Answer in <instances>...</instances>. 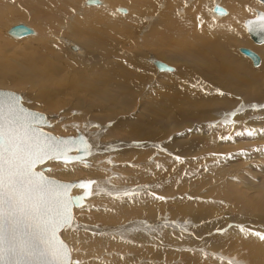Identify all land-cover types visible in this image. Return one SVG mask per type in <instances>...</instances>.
Here are the masks:
<instances>
[{"label": "rangeland", "instance_id": "obj_1", "mask_svg": "<svg viewBox=\"0 0 264 264\" xmlns=\"http://www.w3.org/2000/svg\"><path fill=\"white\" fill-rule=\"evenodd\" d=\"M5 1L7 2L8 0ZM5 1L0 0V76H4L5 74L14 75L21 77L23 82L21 83V87L11 86L10 83H0V89L11 90L20 94L24 105L34 110L41 111L46 115L49 114L48 116L54 118L52 119L54 122L50 120L52 130L53 125L57 123L60 129L65 130L64 128L67 127L66 123L73 122L79 124L83 128H90L92 131L87 129V132L93 133V135L96 132L98 136H106L107 132V136H103L100 140L107 142L108 146L92 158V161H96L100 154H105V157H102V160L97 162L98 164L100 162L105 163L106 169L109 172L113 171V179L111 178L112 173L107 177H103L108 185H110L109 187L111 189L102 191L99 194H102L101 196H114V194H116V197L121 198V200H117L120 201V204L123 202L124 208H140V210H144V215L139 214L131 216L128 218V221L129 219H132V221L133 219L137 220V218L142 222L144 220L148 221L149 219L156 221L155 223L160 219H167V221L174 220L175 223L180 221L183 225V229H173L169 226H163V229L168 232L178 233L184 238H193L202 246L201 248H191L187 245L180 246L179 248L182 250L180 252H189L192 254L186 261L183 256L173 255L167 250H157L155 255L150 256L148 254H151V249L143 248L137 240H134V243L133 240H130L128 245L123 247L124 251L127 250L126 253L121 254L123 256H119L117 251L108 249L110 251L100 253L108 254L110 256L109 258L99 257L97 259L101 260L104 264H143L138 257L145 258L146 264H159L161 262L163 263L164 260H167L168 264H234L230 259L236 260L237 263L235 264H264V241L249 233V230L252 232L264 233V159H260L257 169L252 167L248 159H250V147L254 143L250 142V136L247 135L246 137L245 134V129L249 130L252 127H248L249 129H247L246 126L240 124L250 121V114L245 117V121L241 119V115H244V113L246 114V112H244L245 110L250 112L253 111L251 116H254L251 118L254 120H258V118L263 119L264 115L261 111H264V107L260 105L264 104L259 103L260 105L258 107H252V105L255 104L248 103L244 109H241L242 112L231 114L229 120L226 118V121L223 120L225 117L217 113L216 110V112H214L211 106H207L204 109L202 106L200 107L201 109L197 106L198 108L194 110L196 113L194 111L192 112V110H187L186 104L188 105L191 99H189L190 101L188 100L189 102L187 101L184 103L183 101H186V99L183 98L181 102L184 103V106L171 105L170 97H173L172 100H176L179 96L177 97V93L174 96V91L169 85L170 82L168 78H170L169 76L171 74L179 70L180 65L159 60L175 69L174 73L160 72L153 65L154 59L147 54L149 53L155 56L156 53L167 51L168 45H165L166 42L160 41L162 40V36L159 35V32L161 33L163 29L160 27V31L158 32L160 20L166 18L165 22H167L168 18L166 14H164L168 9L163 7L162 0H142L139 8L140 10L138 11H140L139 14L143 17H140V15L137 16V12L131 9L135 19H138L136 24L133 23V28H127V25L131 24L130 18H132V15L127 18L131 3H127V1L124 0H111L114 3L106 5V11H102L101 8L95 11L87 8L86 5L88 4H86V0H49L47 2L49 6H42V11L41 8L38 9L37 7V0H28L27 4H25L23 0H9L10 5L9 2L6 3ZM99 1V4H91L90 6H105L104 3L106 0ZM179 1L178 7L182 8L190 2L195 4L198 0H189L188 3L186 2L187 0ZM208 1L210 0L204 2L206 6L203 3L200 4V7L205 6L203 10H205L206 17L209 14H214V16L217 17L226 16L228 14V7H226V5L220 4L218 0H212L210 3ZM245 1L249 2L251 5L247 11H244L242 19L245 20L246 18L255 16L256 9L264 11V4L260 1ZM211 2L214 4L219 3L226 9L227 14H215L212 11V6L214 4L211 5ZM192 3L187 7V10L191 12H193ZM14 5L16 7H13ZM119 8L125 9L126 11L124 13L119 12ZM175 8H177V6H175ZM175 8L174 10L173 8L170 10L173 16H175V13L176 16L182 14L178 13V10L175 12ZM180 10L182 11V9ZM15 11L16 13H13ZM48 11L50 12L49 14H47ZM210 11H212V13ZM33 12L39 14L41 17L43 16L41 18L43 20L42 28L47 34L40 32L42 40H40V36L35 33L38 29L37 25L33 23L27 24L29 21L25 19H15V15L16 17L23 15L27 16ZM88 12H90V15ZM73 14V20L71 21V18L68 20V17ZM83 14H88V16L85 17ZM32 17H34V15H32ZM242 19V23L240 22L238 26L239 33L242 32V34H240L248 39L251 46L261 45L254 43L250 39L243 24L244 20ZM22 21L23 24H26L34 30L33 34L22 38H14L7 34V30L12 24L16 25V22L19 24ZM153 21L157 23L154 27L149 25ZM69 24L72 32L78 33V30L81 31V34H78L84 40L90 41L99 39L100 43L105 45L110 52V62L117 66L118 69L128 71L133 77L129 79L132 92H124L116 87H111L110 90L112 92L115 93L116 91V94H114V103L111 104L103 99L95 98L90 95L71 92L67 84L71 85V83L75 82L73 79L79 78V71H83L82 69H84V58H86V55L85 50L82 48L83 46L81 47L76 44L77 42L74 44L78 51H74L75 48H63L65 45L60 40L63 37L59 35L66 34L65 27ZM119 24H125L128 30L124 31L123 27ZM115 25L116 27L114 28ZM117 25H119L118 28ZM149 26L153 28L150 29ZM106 28L108 31H106ZM154 38H157L156 42ZM35 39L39 40V42L37 41L36 43L40 44L42 47L41 52H43V49L47 51L48 60L54 61L53 64H57L62 68L60 73H53L55 71L53 66L46 67L40 61L36 62L37 66L29 64L27 58L36 61L34 56L37 54H35V52L38 53L37 51H39L38 54H40L39 48L35 46ZM182 46L183 44H177L176 46L172 44V47H177L178 49H181ZM172 47L168 46V51H170ZM242 47L253 50L250 46ZM239 49L237 53L239 52L238 54L240 56L242 55L251 67H258L260 65V63L257 66L253 65V63H251L252 61L241 53ZM137 51L139 52L138 54H136ZM253 51L255 52V50ZM255 53L260 57L261 62L262 56L257 52ZM139 55L143 62L153 66L151 68L152 70L147 67V70L140 73L141 70L138 69V66L131 63V59ZM78 61H80L81 65L77 63ZM45 63H48V61L45 60ZM189 66L190 67L186 70L192 75L194 73V67L191 65ZM149 71L151 72L149 73ZM145 73H147L146 76H150L151 83L148 82L147 84L146 81L138 77ZM99 77L103 78L104 74L100 73ZM134 77H136L135 81ZM67 79L70 81L68 82ZM138 79L142 82L138 81ZM133 82L137 84L135 85ZM202 86L204 91H216L218 89V87H214L213 89L211 88L213 86L210 85L202 84ZM139 87L140 91L138 90ZM220 91L226 93L224 90ZM151 92L154 95H152ZM166 93L169 95L167 94L166 96ZM233 96L234 95H230L231 98ZM155 97L159 98V100ZM161 97L163 100L167 97L165 99L166 101H164L166 104ZM221 97L227 96L222 95ZM60 98L63 99L61 102L62 104H54L55 107L61 106L59 111H53L51 113V111L44 108V101L58 100L60 102ZM154 98L157 103L162 100L163 104L168 107L170 100L171 107L175 108V110H172L170 107L167 109L168 113L172 111L169 115L165 112L167 116H162L164 117L163 122L162 119H160V121L156 118V114L154 113L155 109L150 110L151 106H155L156 102H154ZM152 99L154 103L151 101ZM41 102L44 105L38 104ZM149 102H151L150 105ZM64 112H66L64 116H57L58 113L62 114ZM254 112L257 115L254 114ZM237 115H239V119ZM176 116L177 119L175 121ZM166 117H168V119ZM251 126L257 127L258 125L253 124ZM55 127L56 126H54V128ZM189 129H191V131H189ZM67 133L68 131L65 130L54 134L66 135ZM69 133L73 134V131L70 130ZM237 133L240 134L237 135ZM243 134L245 135L243 136ZM222 136L231 138L221 139ZM95 139L99 140L98 138ZM257 141L258 140L254 142L258 143ZM120 142L123 144H120ZM90 156L91 155H89V157ZM176 156H180L181 160L177 161L175 159ZM60 163L61 162L58 161L50 162L38 168L40 170L45 168V173L47 169L51 167L54 171H58L63 168L60 166ZM157 163L161 165L160 169L156 168ZM73 164H79L80 167L76 170H78V172H83L80 176H89V173H85L84 171V168L89 167L79 162H73ZM98 172L103 173L102 171ZM137 174L140 176L136 177ZM120 186H129L130 189L125 192L117 193V188ZM125 193H134V195L125 196ZM156 195L162 196L165 199H155L154 197H156ZM90 198L91 197H89L88 200ZM104 198L97 201V203H85L86 205L84 206L89 205L90 208H88V212H83L84 215L81 214L79 216L84 217L86 214L89 216L90 214L94 215L97 211L100 212L99 206L103 204L106 205V203L110 202L107 198ZM193 203L202 204L200 206L196 205L197 210H201L202 220L196 221L190 214L184 215L185 217H183L182 213H178L176 216L170 215V213L174 214L180 207L185 205L189 206L188 204L191 205ZM201 206L208 210L207 215H205V212L203 214L202 210H204V208ZM154 210H157V213L155 212V218H149L147 212ZM162 213H164V215H162ZM95 216L97 215H94V217ZM75 219L77 218H74V221ZM91 220L84 218L81 224H92L93 219ZM103 221L104 220H101V222ZM125 221H127V219ZM95 222L98 221L95 219L94 223ZM101 222H98L97 226L100 227V225L103 224L105 228H108L106 231H99L101 234H112L110 228L113 229V227L117 225L116 223H118V221L116 223L112 221H110L111 223ZM124 222H120L119 224H123ZM107 223H109V225ZM113 223L115 225H112ZM103 225H101L102 228L104 227ZM72 226L73 225L70 227L72 228ZM198 228L205 229V233H203L201 237H197V234L194 232V230ZM241 228L245 231L241 232ZM217 229H224V231H217ZM85 230L89 229L87 228ZM156 236L157 238H151L160 246H170L168 243L161 241L158 235ZM100 244L101 242H99V245ZM69 246L71 247L72 258L77 259L79 264L89 259L88 250L78 245L75 246L73 243H69ZM100 248L101 246H98L91 251L99 252ZM175 248L176 246L174 249L170 250L178 251L175 250ZM255 249H259L261 257L258 258L256 256ZM74 253H77L79 257L76 256L75 258L73 256ZM113 259L115 260L113 261Z\"/></svg>", "mask_w": 264, "mask_h": 264}, {"label": "bare ground", "instance_id": "obj_2", "mask_svg": "<svg viewBox=\"0 0 264 264\" xmlns=\"http://www.w3.org/2000/svg\"><path fill=\"white\" fill-rule=\"evenodd\" d=\"M10 1L8 0L7 2L6 1L5 2L6 3L9 2V5H10ZM27 1L28 0H23V2L25 4L28 3ZM48 1L49 0H37L38 9L41 8V11H42V9H43L42 6L47 7ZM55 1H57V0H55ZM124 1H127V3L128 2L131 3L129 14L127 15V18L130 17L131 15H132L131 17L133 18V19L130 18L131 19L130 25L129 24L127 25L126 23L125 24L127 25V28H130V27L133 28V26H134L133 23L136 24L138 19H135V16L132 13L131 9L132 10L134 9V12H137L136 15L137 16L140 15V17H141L142 15L139 14L140 11H138V10H140L139 8H140V4L142 3V0H124ZM178 1L179 0H162L163 7L168 9L167 11L164 12V14H166V16L168 18H167V22H165L166 18L160 20L161 22L159 23L158 32L160 31V27H161V29H163V30L161 31V33L159 32V35L162 36V40H160V41L166 42L167 44L165 43V45L172 47V44H173V46H176L177 44H183L182 48L178 49L177 47H172V49L171 50L169 49L170 51H168V46H167L168 53H167V51H162V52L156 53L155 56L153 54L150 55L149 53H147L149 55V57L154 59L153 65L156 68H157L156 62L159 60L169 61V62L177 63L180 65L179 70H177V72L174 71L175 73L171 72L174 74H171L169 76L170 78H168V80L170 82L169 85H170L171 89L174 91V96L176 93H177V97L179 96L178 99H176V100H172L173 97L172 98L170 97L171 103H172L171 105H173V106H181V105L184 106V103L187 102L189 99H191V101L189 100L190 102L188 101L189 102L188 105L186 104L187 110H190V111L192 110V112H193L195 110V108H198L197 106H199V108L202 106L203 109L207 106H211L213 111L214 112L217 111V113L221 114V116H224L225 118L223 120L226 121V118H227V120H229V118L231 116V115H229V113L233 114V113H239L240 111L242 112L241 109H244V107H246L248 103L249 104L254 103L256 105V107H258L260 105L259 103L264 104V78H263V76H264V43L261 45H257V46H251L248 39L244 35H243L244 36L243 37L241 35L242 32H240L241 33L240 34L239 29H238V26L240 25L241 19L243 18V15H244V11H247V9L250 7L251 4L249 2H246L245 0H218L220 4H222V5L224 4V5H226V7H228V9H227L228 12L226 11L228 14L226 13L227 15L222 16V17H217V16H214V14H212V15L209 14L206 17L205 16L206 13L204 12L205 10H203V7L206 6V3H204V2H206V0H198V1H196L195 4L190 2L186 6H183L182 8L178 7L179 6L178 4L180 3V1L179 2ZM188 1L189 0H187L186 2L188 3ZM210 1H212V0H210ZM210 1H208V2L210 3ZM99 3H100V1L96 4H99ZM111 3L113 4L114 2L111 0H106V2L104 3L105 6H96V5L90 6L91 4H88V5H86V7L93 9L94 11L98 8H101L102 11H106V8H105L106 5H111ZM191 3L193 5V12H191L190 10H187V7L189 5H191ZM201 3L205 4V6L200 7ZM213 4L214 3H212L211 5H213ZM175 6H177V8H175ZM13 7H16V6L14 5ZM172 8H173V10H174V8L176 9L175 12H177V10H178V13H182V14L176 16V13L174 12L175 16H173V13L170 12V10ZM212 8H213V6H212ZM166 9H164V10H166ZM180 9H182V11ZM208 9H209V7H208ZM125 11L126 10L124 9V11H119V12L124 13ZM212 11H210V12L212 13ZM13 13H16V11ZM33 13L27 15L30 17H27L25 15L16 17V15H15V19L16 18L18 20L25 19L26 21H29V22H27V24L33 23V24L37 25L38 29L36 28L37 31L35 33L39 36H40V32L47 34V32L42 28V21L43 20L41 18L43 16L41 17L39 14H35V13L33 14ZM42 13H44V12H42ZM49 13L50 12L48 11L47 14H49ZM88 13L90 15V12H88ZM32 15H34V17H32ZM217 15H219V14H217ZM83 16L87 17L88 14H85V15L83 14ZM70 18L72 21L74 18V14L72 16H69L68 20ZM150 18H152V17H150ZM242 20H244V19H242ZM155 21H153L149 25H152L154 27V25L157 24ZM21 23H23V21ZM16 24H17V22H16ZM125 24L124 25L119 24V25H121V27H123L124 31L128 30L125 27ZM119 25H117V28ZM12 26H13V24H12ZM115 27H116V25L114 26V28ZM111 28H110V30H111ZM152 28L150 27V29H152ZM156 29H157V27H156ZM65 31H66L65 35H59L60 37H63L62 39H60L63 42V44L65 45L63 48H69V49L75 48L74 51H78L77 47L74 44L77 42L76 44L80 45L81 47L83 46L82 48L85 50V55H86V58H84L85 60L83 59L84 60V69H82L83 71H79V74H80L79 78L73 79L75 82L71 83V85L67 84L69 86L71 92L73 91V92L83 93L85 95H90V96L95 97V98L103 99L107 103L109 102L110 104L114 103V94H116L115 90H114L115 93L110 90L111 87H116L117 89H121V91L123 90L124 92H129V91L132 92L131 84H129V79L132 76L130 75V73L128 71L118 69L117 66H115L113 63L110 62V60H109L110 52L107 50L105 45L100 43L99 39H94V40H90V41L84 40L78 34V33L81 34L80 30L77 31L78 33L72 32L70 30V24L65 27ZM106 31H108L107 28H106ZM33 33H30V34H33ZM30 34H27V35H30ZM27 35H24L22 37H25ZM151 35H153V34H151ZM10 36H12V35H10ZM59 36H57V37H59ZM122 36H123V34H122ZM22 37H14V38H22ZM40 40H42L41 36H40ZM156 40H157V38L154 41L156 42ZM37 41L39 42L38 39L34 40L35 43ZM149 43H151V42H149ZM152 44H153V41H152ZM35 46H36V48H39L40 54H38L39 51H37L38 53L35 52V54H37L36 56H34L36 61H34V59L31 60V59L27 58V60L29 61V64H31L33 66H37L36 62L40 61L46 67L53 66V68L55 69V71L53 73H56V74L60 73L62 68L57 64H53L54 61H51L50 59L48 60L47 51L45 49H43V52H41L42 47L40 46V44L36 43ZM242 46H250V48H252L253 50H255V52L260 54V56H262L261 62L259 61L260 65L258 67H251L249 65L248 61L245 58H243L242 55L240 56L238 54L239 52L237 53V50L239 48H241ZM36 48H34V49H36ZM79 50H80V48H79ZM239 51H240V49H239ZM138 53L139 52L137 51L136 54H138ZM136 54H134V55H136ZM45 60L48 61V63H45ZM77 63H79L81 65L80 61H78ZM131 63L134 64L135 66H138V69L141 70L140 73H142V71L147 70V67L149 69H151L153 67L151 64H149V63L146 64L145 62H143L140 58V55L137 56L136 58L131 59ZM189 65L194 67L193 68L194 73L192 75H190V73H188L186 70L188 67H190ZM255 66H257V65H255ZM82 67H83V65H82ZM172 68H174V67H172ZM157 70L160 72H162V71L167 72L165 70H159L158 68H157ZM150 72L151 71H149V73ZM100 73L104 74L103 78L99 77ZM167 73H169V72H167ZM7 74H9V73H7ZM56 74H55V76H56ZM146 74L147 73L139 75L138 77L141 80L146 81L147 84H148V82L151 83L150 76L148 77V76H146ZM135 79H136V77H134V81H135ZM69 81L70 80H68V82ZM138 81H140V80L138 79ZM138 81H136V82H138ZM22 82H23V80L21 77H17L14 75L11 76V75L5 74L4 76L3 75L0 76V83H5V84L10 83L11 86L21 87ZM140 82H142V81H140ZM133 83L135 85L137 84L135 82H133ZM202 84L213 86V87H211L213 89H214V87H218L219 90H222V91L224 90L226 92V93H224V95H226L227 97H221L220 95H218L216 92L217 90L214 91V90H208L207 89L208 91H206V90L204 91ZM140 87L138 88V90L140 89ZM0 90H6V89H0ZM133 90H134V87H133ZM178 93H179V95H178ZM151 94H152V92H151ZM167 94L168 93H166V96H167ZM152 95H154V94H152ZM152 95H151V98H152ZM230 95L231 96L234 95V96L231 98ZM21 98H22V96H21ZM166 98H164V100H163L161 97L163 102L166 101L165 100ZM183 98L186 99V101H183L184 103L181 102V100ZM156 99L159 100V98H156ZM156 99L154 100V102H156L155 106L152 104L153 106H151V109L150 108L149 109L150 110L155 109L154 113L156 114V118L159 120L162 119V122H163L164 117H162V116H167V113H168L167 109H169V107H170L172 110L173 109L175 110V108L171 107L170 100H169V107H168L167 105L165 106L166 102H164L165 104H163V102L161 100V102L157 103ZM59 100H61V101L60 102L58 100L44 101L43 103H45V105L42 102L38 103V104L44 105L45 106L44 108L48 111H51V113H52L53 111L57 112L60 110L61 106L55 107V105H54L56 103L62 104L61 102L63 99L60 98ZM151 101L153 102V99ZM256 102H258V103H256ZM150 103L151 102H149V105H150ZM24 106H26V105H24ZM27 108H29V107H27ZM29 109H32V108H29ZM171 111H170V113H171ZM190 111H188V112H190ZM165 112H167L166 115H165ZM192 112H190V113H192ZM244 112H246V114ZM244 112H243L244 115H241L242 117L240 116L241 119H243V121H245V117H247V115L250 114V121L246 120L247 122H245V123H243L241 121L242 123H240V124H243L244 126H246L247 129H249L248 127H252L249 130H254L256 133L254 136L250 137V139H251L250 142H252L254 144H252V146L250 147V159H248V160H250V164H252V167L257 169L259 167L258 165H259L260 159H264V118L263 119L258 118V120H254L253 118H251L252 116H254V115L251 116V113L253 111L250 112V111L245 110ZM170 113H168V115ZM261 113L264 115V111H261ZM65 114H66V112H64L62 114L58 113L57 116H64ZM254 114H256V113L254 112ZM48 115H46V117L49 121V125L43 126V128L45 130H47V131L50 130L49 132L52 134L62 132L65 130L68 131V133L66 135L54 134L55 136H67L70 134L69 133L70 130L73 131V134H70V135H75L76 131H80L84 134L88 143L90 144V155L91 156L90 157L88 156L89 158L87 157L85 161H77L79 163H82L86 167H89V168H84L85 173H89V176H87V175L80 176L83 172H78V170H76L78 167H80L79 164H73V163L69 164L67 166V168L63 167L61 170H58V171H54V169H53V171H51V172H49L48 170L46 171V173L44 172V174H47L48 176L55 177L59 180L71 181V180L85 179V180L96 181V184L93 186L92 189H90V191H94L95 194L89 195V197H91V198L88 200L89 197H87L84 200V204L82 205V207H74L73 208L72 222L70 223L69 226H67L66 228H63L59 232L61 238L68 244V246H69V243L70 244L73 243V245H75V246L78 245L79 247H82V248L88 250L89 259H87L86 261H83L81 264H104L101 260H99L97 258H99V257L100 258H109L110 256L108 254H105V253L103 254L100 252L110 251L108 249H112L113 251H117L118 252L117 254L120 256L121 254L126 253L127 250L124 251L123 247L125 245H128V242L130 240H133V243H134V240H137V241H139L140 246H142L143 248L151 249V251H150L151 254H148L150 256L155 255L157 253V250L158 251L167 250V251H170L173 255L183 256L186 261L189 257L192 256V254L189 252H186V253L180 252V251H182L179 248L180 246L187 245L191 248L192 247H194V248H201L202 247L201 244L198 241L194 240L193 238H184L183 236H181L178 233L168 232V231L163 229L164 227H168V226L173 228V229H183L182 228L183 225L181 224L180 221H179L180 223L178 221H177V223H175L174 220H168L167 221V219H164V217H163L164 220L160 219L157 221V223H155L156 221H152L149 219H148V221L144 220L142 222V221H139L140 220L139 218H137V220L133 219V221H132V219L131 220L129 219V221H128V218L131 216L139 215V214L144 215V210H140V208H132V209L124 208L125 206L123 205V202H121L122 204H120V201H119V200H121V198L116 197L117 196L116 194H114V196H109V195L101 196L102 194H99L102 191H108L111 189L109 187L110 185H108L107 181H105L103 179V177H107L108 175H111V173H112L111 178L113 179V171L109 172L106 169L105 163L100 162L98 164V162H97V161H101L102 157H105V154H100L97 157L96 161H92V158H94L98 153H100V151H102L105 147L108 146L107 142L100 140V138H103V136H105V135L98 136L96 132L94 133V135H93V133H90V132L88 133L87 129H89V131H92L90 128H83L79 124L73 123V122L66 123L67 127L64 128L65 130L60 129L57 126L58 123L57 124L55 123L56 125H53V130H52V128L50 126L51 125L50 120L54 122V120H52L54 118H52ZM171 115H173V114H171ZM182 115H180V116H182ZM168 117H166V118L168 119ZM237 117L239 119V115H237ZM261 117H263V116H261ZM176 119H177V116L175 117V121H176ZM179 119H180V117H179ZM155 121H156V119H155ZM167 121H170V120H167ZM167 121H166V123H167ZM253 124H257L258 126L257 127L251 126ZM73 125H75V126H73ZM54 126H56V127L54 128ZM166 127H167V125H166ZM48 128H49V130H48ZM51 131H53L54 133ZM84 131H85V133H84ZM247 131L248 130L245 129V132H247ZM102 132H105V131H102ZM151 133H153V132H151ZM245 134H243V136ZM106 136H107V132H106ZM246 137H247V135H246ZM95 138H98L99 140H96ZM212 139H213V137H212ZM212 139H211V141H212ZM256 140H258L257 141L258 143L254 142ZM213 141H215V140H213ZM120 144H123V143L120 142ZM175 145H177V144H175ZM91 168H95V169H91ZM51 169H52V167H51ZM98 171H102L103 173L98 172ZM138 176H140V175L137 174L136 177H138ZM128 189H130L129 186H120L117 188V193L125 192ZM80 192H82V190L76 188V189H72L71 193L77 194ZM104 197L107 198V200H109L110 202L106 203V205L103 204L102 206L101 205L99 206L100 212L97 211L94 214L97 216L94 217V215H91V214L90 215L88 214L89 216H87V214H86L84 217L79 216L81 214L84 215L83 212H86L87 210H89L88 208H90L89 205L84 206V205H86L85 203H92V204H93V202L97 203V201L101 200ZM117 199H119V200H117ZM87 200H88V202H87ZM188 205L189 206L185 205L183 207H180L179 209H177V211L174 214L170 213V215L176 216V215H178V213H182L183 217H185L184 215L190 214V215H192V218L194 220H196V221L202 220L203 218H202L201 210H199V209L197 210V206H196V205L200 206L202 204L199 205L198 203H193L191 205L190 204H188ZM203 206H201V207H203ZM156 211L157 210L148 211L147 212L148 217L149 218H153V217L155 218V215H156L155 212ZM202 212H203V214L205 212V215H207L208 210L206 208H204V210H202ZM165 213H166V211H165ZM159 214H157V215H159ZM162 215H164V213H162ZM74 218H77V219H75V221H74ZM84 218H86L87 220L93 219V223L91 222L92 221L91 220L90 222L92 224H89V225L83 224L82 225L81 223H82ZM157 218H160V217H157ZM95 219L98 222H101V220H104L101 223L110 222V221L116 223L118 221V223H116L118 226L117 225L114 226L115 228L113 227V229L110 228V232H112V234H101V233H99V231H104V230L106 231L108 228H105V226L103 224H101L104 226L103 228L101 227V225H100V227L97 226L98 222L94 223ZM126 219H127V221H125ZM119 221L121 223L124 221L125 222L123 224H119L120 223ZM159 221H161V222H159ZM107 224L109 225V223H107ZM71 225H73L74 227L72 226V228H71L70 227ZM112 225H115V224L113 223ZM75 227H77V228H75ZM80 228H85V229L88 228L89 230L80 229ZM194 232H195V234H197V237H201V235L203 233H205V229L204 228H198V229L194 230ZM136 233H138V234H136ZM156 235H158L161 238V241H163L164 243H168L170 246H166V247L160 246L158 243H156L154 240H152L151 237L157 238ZM147 236L150 238H148ZM99 242H101L100 245H99ZM98 246H101L99 252H97V251L92 252L91 251L93 248L98 247ZM175 246H176L175 250H178V251H171L170 249H174ZM69 248H70V253H71V247L69 246ZM255 254L258 258L261 257L259 249H255ZM73 256L76 258V256H78V255H77V253H74ZM121 256H123V255H121ZM71 258H72V253H71ZM138 258H140V261L143 264H146L145 258H141V257H138ZM72 259H74V258H72ZM114 260L115 259H113V261ZM230 260L234 264L237 263V261L236 260L234 261V259H230ZM76 261H77V259H76ZM107 261H105V262H107ZM159 264H168V263H167V260H164L163 263L161 262ZM184 264H186V263H184Z\"/></svg>", "mask_w": 264, "mask_h": 264}, {"label": "snow or ice", "instance_id": "obj_3", "mask_svg": "<svg viewBox=\"0 0 264 264\" xmlns=\"http://www.w3.org/2000/svg\"><path fill=\"white\" fill-rule=\"evenodd\" d=\"M259 19V27L264 29V15ZM165 71L171 73L175 69L168 67ZM217 94L224 95L219 89ZM41 120L43 115L25 108L20 96L0 92V264H79L71 259L69 249L58 239V232L70 225L72 207H82L80 202L95 194L89 190L96 181L65 184L38 169L40 165L57 161L67 168L80 159L70 155L72 149L66 141L38 131L35 125ZM255 134L254 130L246 132L250 137ZM76 151L87 153V143ZM175 159L180 161L181 157ZM156 168L160 169L161 165L157 163ZM76 188L84 190L83 195H69ZM130 195L134 193H125ZM249 233L264 241V233L251 230Z\"/></svg>", "mask_w": 264, "mask_h": 264}, {"label": "water", "instance_id": "obj_4", "mask_svg": "<svg viewBox=\"0 0 264 264\" xmlns=\"http://www.w3.org/2000/svg\"><path fill=\"white\" fill-rule=\"evenodd\" d=\"M259 1L262 4H264V0H259ZM98 2H99L98 0H86V3L87 4H96ZM118 10L119 11H124V9H122V8H120ZM212 10H213V12H215L216 14H219V15L226 14V9L223 6L219 5V4H214ZM261 15H264V11L263 10H260V9H256L255 10V16L250 17V18H246L244 20V22H243L244 27L246 29V32L249 34L250 39L254 43H256V44H262V43H264V29H262L261 27H259V25L261 23L259 17ZM33 32H34V30L31 27H28L27 25H25L23 23L13 25V26H11L7 30V33L9 35H12L13 37H22L24 35H27V34H30V33H33ZM240 52H242L244 55L248 56L252 60L253 65H258V63L260 61V58H259V56L253 50H251L249 48L241 47L240 48ZM156 66H157V68L159 70H165L166 68L171 67V66H169V65H167V64H165V63H163L161 61H157L156 62ZM0 92H11V93H14V94L20 96L18 93L13 92V91H10V90H0ZM21 100H22V98H21ZM24 107L27 108L26 106H24ZM27 109L29 111H33V112L40 113V114L43 115V120L39 121L35 125V127L38 129V131L44 133L45 136L57 137V138H59V139H61L63 141H66L67 142V146L72 149L70 155H72V156H79L80 157L79 161H85L86 158L90 155V144L88 143L86 137L84 136V134L82 132L76 131V134L75 135L55 136L54 134L50 133L49 131H47V130H45L43 128V126L49 125V121H48V119H47V117H46V115L44 113H42L41 111H36V110H33V109H29V108H27ZM85 143H87V145H88V152L87 153L77 152L76 149L77 148H83ZM41 171L44 172L45 171V168L41 169ZM46 176H48V175H46ZM49 177L52 178V179H54V180H56V181L65 183V184L66 183H69V182H79V181L87 182V181H89V180H85V179L65 181V180H59V179H57L55 177H52V176H49ZM83 191L84 190H82V192H80V193L72 194L71 193L72 192V189H71L69 195H72V196H81V195H83ZM84 200H82L80 202L82 205L84 204ZM74 207H76V206H73L72 207V210H71L72 211V217H73V208ZM59 232H58V239L61 240V241H63L64 244L67 246V248L70 251V248H69L68 244L61 238ZM70 256H71V253H70ZM73 260H76V259H73Z\"/></svg>", "mask_w": 264, "mask_h": 264}]
</instances>
